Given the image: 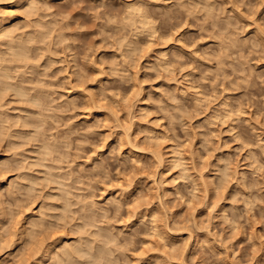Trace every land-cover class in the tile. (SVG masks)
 Returning a JSON list of instances; mask_svg holds the SVG:
<instances>
[{
  "label": "clouds",
  "instance_id": "1",
  "mask_svg": "<svg viewBox=\"0 0 264 264\" xmlns=\"http://www.w3.org/2000/svg\"><path fill=\"white\" fill-rule=\"evenodd\" d=\"M0 264H264V0H0Z\"/></svg>",
  "mask_w": 264,
  "mask_h": 264
}]
</instances>
